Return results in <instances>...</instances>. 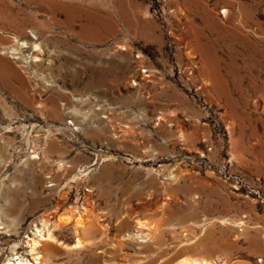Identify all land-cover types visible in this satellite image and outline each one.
I'll return each mask as SVG.
<instances>
[{
    "label": "rangeland",
    "instance_id": "1",
    "mask_svg": "<svg viewBox=\"0 0 264 264\" xmlns=\"http://www.w3.org/2000/svg\"><path fill=\"white\" fill-rule=\"evenodd\" d=\"M43 219L44 264H264V0H0V264Z\"/></svg>",
    "mask_w": 264,
    "mask_h": 264
},
{
    "label": "bare ground",
    "instance_id": "2",
    "mask_svg": "<svg viewBox=\"0 0 264 264\" xmlns=\"http://www.w3.org/2000/svg\"><path fill=\"white\" fill-rule=\"evenodd\" d=\"M226 11L227 10H225V13H226ZM37 47H39V48H37ZM22 49L24 50V52H29V54H31L30 55L31 62L35 63V62L43 60V56H42L43 50L41 49L40 44H37L36 41L33 44L31 43L30 45H23ZM102 177L105 178L104 179L105 181L110 180V184H111V186H113V181H114L115 177L111 173V169L110 170L108 168L105 169L104 172L102 173ZM171 177H173V175H170L169 178H171ZM132 186L133 185H132L131 181L128 180L126 182V184L121 188V190L118 194L119 196L116 197L118 202H120V199L124 196L131 199L135 195L131 191V189L133 188ZM136 194L138 196H141L142 192H136ZM151 194H152V192L149 193V195H151ZM72 219L74 220V230H75V233L77 235L75 247H82L85 244H87V242L94 243L99 236L98 230L102 231V229L105 228L104 225L100 222L96 221L95 223H93L90 220H87L85 218V215H83L82 213L78 216H76L74 213L71 215L65 214L62 217H60L56 223L53 224V227L56 228V227H62L64 225H67L71 222ZM147 223H145L143 221H138L136 223V226H137V232L136 233L138 236L140 235L141 238H143V237L148 238L151 235V231L145 232L146 230H145V228H143L144 226H146V227L148 226V228L150 227ZM41 224L42 225L36 229L33 236H30V239H29V243H30L29 253L32 255V259L29 260L27 263L25 261L26 259L23 257L22 254L15 256V258L14 257L8 258V256H7L8 259H6V261H4L2 264H44L43 247L47 243L48 238L50 239L53 237L52 232H53L54 228L52 229V226H50L49 221L47 219H43ZM107 231L108 230L104 231V235L108 234ZM127 236H128V234H127ZM127 236L124 235L123 239H126ZM130 236H131V234H129V237ZM146 238H144V239H146ZM16 253L18 254L19 252H16ZM215 262L219 263V264L220 263L221 264H230V260H228L224 256L221 257V255H218V256L213 257V258L210 256H201V257L185 256L177 264H215Z\"/></svg>",
    "mask_w": 264,
    "mask_h": 264
}]
</instances>
